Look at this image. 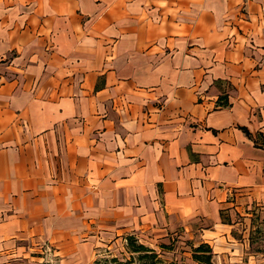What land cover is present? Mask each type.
<instances>
[{
	"label": "crops",
	"instance_id": "1",
	"mask_svg": "<svg viewBox=\"0 0 264 264\" xmlns=\"http://www.w3.org/2000/svg\"><path fill=\"white\" fill-rule=\"evenodd\" d=\"M251 207L264 217V0H0L9 264H38L34 240L90 262L177 231L243 264Z\"/></svg>",
	"mask_w": 264,
	"mask_h": 264
},
{
	"label": "rangeland",
	"instance_id": "2",
	"mask_svg": "<svg viewBox=\"0 0 264 264\" xmlns=\"http://www.w3.org/2000/svg\"><path fill=\"white\" fill-rule=\"evenodd\" d=\"M245 209V208H244ZM246 216L249 219L250 232H249V246L243 254V264H264V217H261L259 212H256L253 207L245 209ZM242 215H233L231 219L236 222L243 223ZM227 222V221H226ZM241 236V235H240ZM28 242L25 247L29 245ZM38 245L33 247L32 255L39 257L38 264H96L100 261L103 264V260L111 257H118L122 261L130 259V255L127 252V246L125 241L118 240L117 242H102L98 247L94 248V252L91 254L90 262H83V259H69L60 256L59 254L53 255L54 250L48 247V244L43 240H34ZM199 240L187 239L186 235L182 231L173 233L168 239L163 241L152 240L151 245L147 244L156 252L161 254V259L165 264H196L192 259V248L198 246ZM164 245L165 248L161 246ZM9 249L0 250V264H9ZM82 258V257H81ZM66 260V261H65ZM131 264H136L135 262Z\"/></svg>",
	"mask_w": 264,
	"mask_h": 264
},
{
	"label": "trees",
	"instance_id": "3",
	"mask_svg": "<svg viewBox=\"0 0 264 264\" xmlns=\"http://www.w3.org/2000/svg\"><path fill=\"white\" fill-rule=\"evenodd\" d=\"M217 105L226 106V97H219ZM124 241L126 243L130 259L122 261L115 256L104 259L103 264H131L133 262L136 264H165L161 259L162 256L160 253L139 241L136 236L128 235L124 238ZM161 247L165 248L164 245ZM191 252L192 259L196 264H214L212 260L213 250L208 243H199L198 246L192 248ZM96 264H100V261L96 262Z\"/></svg>",
	"mask_w": 264,
	"mask_h": 264
}]
</instances>
